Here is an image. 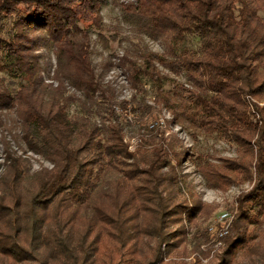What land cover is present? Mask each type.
<instances>
[{"label": "trees", "instance_id": "obj_1", "mask_svg": "<svg viewBox=\"0 0 264 264\" xmlns=\"http://www.w3.org/2000/svg\"><path fill=\"white\" fill-rule=\"evenodd\" d=\"M109 2L0 0V70L27 83L16 95L0 91V108L17 107L28 148L52 165L31 174L27 159H7L0 259L8 263L0 264H94L103 236L129 244L131 254L144 252V237L158 250L169 223L196 220L207 204L194 192L191 202L186 196L188 149L159 132L165 125L150 128L161 117L147 125L139 119L157 109L237 145L235 157L198 155L197 167L211 189L253 184L237 197L240 212L224 252L255 250L259 236L248 228L264 223V106L253 100L264 102V0H112L164 45L118 58L133 89L153 85V104L137 95L119 100L96 73L92 35L105 39L113 28L102 14ZM27 28L44 31L40 41L54 49L58 86L43 84ZM66 83L81 95L66 94ZM74 103L80 111L71 115ZM129 112L140 129L158 133L134 150L125 133Z\"/></svg>", "mask_w": 264, "mask_h": 264}, {"label": "rangeland", "instance_id": "obj_2", "mask_svg": "<svg viewBox=\"0 0 264 264\" xmlns=\"http://www.w3.org/2000/svg\"><path fill=\"white\" fill-rule=\"evenodd\" d=\"M102 14L107 26L113 28L107 31L105 39L98 38L96 34L92 35V61L97 75L101 78L104 87L114 89L119 100H130L133 95H137L138 97L145 96L148 103L153 104L155 95L153 85L146 81L144 91L133 89L128 82L124 68L118 64V58L125 51L134 56L146 50L162 52L164 45L160 40L139 31L138 27L126 18L123 10L116 6L112 0L103 6ZM26 30L28 36L35 39L32 52L37 55L43 84L45 80L53 86H58L59 82L53 78V70L57 63L54 49L49 45L44 46V42L40 41L44 31L28 28ZM112 33L115 35L114 38L111 37ZM179 79L185 81L182 77ZM24 84L27 83L0 70V91L6 90L16 95ZM42 91H44V87ZM66 91V94L81 95L69 83H66ZM40 97L44 99V92L40 93ZM253 100L260 106H264V102L257 98ZM79 111L80 107L77 103L71 105V115H75ZM155 116L165 119V126L159 129V132L164 131L167 138L176 136L181 141L183 148L188 149L191 156L183 159V173L187 174L184 182L185 190L188 191L186 196L190 199V193L194 192L201 201L207 204L206 209L194 221H190L184 215L182 223H169L166 229L168 233L166 241L161 243L158 250L155 239L149 240L144 237L141 245L144 252L138 251L131 254L128 250L129 244L122 247L116 240L103 236L98 244L94 264H150L153 261L152 264H264V223L253 224L248 228L250 232L259 236L260 244L255 250L237 247L229 254L224 252L226 238L240 212L237 197L242 191H248L253 184L244 183L223 191L211 189L197 167L196 157L198 155H210L215 160L221 157H235L237 145L216 136H209L188 124H175L172 121L173 115L165 109H157L150 115L146 114L145 117L137 118L147 125ZM95 117L100 122L99 116ZM137 118L130 115V123L125 126L126 140L129 142L131 150L136 148L142 137L150 140L154 135H158L157 131L149 132V130L140 129V123L136 122ZM10 156H21L27 159L31 174L44 167L52 166L49 161L28 148L23 136L22 121L17 107L13 104L8 108H0V176L4 173L7 159ZM116 177L117 173H110L108 179ZM191 201L192 199L189 200V202ZM223 211H230L234 215V220L229 227L228 234L220 239H215L217 237L213 236L209 227ZM183 230L185 233L181 234ZM0 262L8 263V260L4 258L0 259ZM17 264L36 263L25 261Z\"/></svg>", "mask_w": 264, "mask_h": 264}, {"label": "built area", "instance_id": "obj_3", "mask_svg": "<svg viewBox=\"0 0 264 264\" xmlns=\"http://www.w3.org/2000/svg\"><path fill=\"white\" fill-rule=\"evenodd\" d=\"M165 119L163 117L159 118L157 121H154L150 124V128L157 126H164ZM234 215L230 211H223L220 215L217 216V219L213 221L210 225L209 230L213 234L215 239H220L224 237L229 232V227L233 223Z\"/></svg>", "mask_w": 264, "mask_h": 264}]
</instances>
